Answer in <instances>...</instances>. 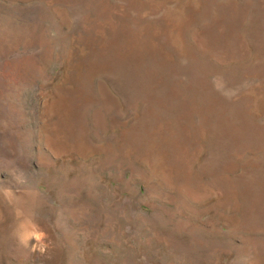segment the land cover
Segmentation results:
<instances>
[{
	"label": "rangeland",
	"instance_id": "rangeland-1",
	"mask_svg": "<svg viewBox=\"0 0 264 264\" xmlns=\"http://www.w3.org/2000/svg\"><path fill=\"white\" fill-rule=\"evenodd\" d=\"M0 264H264V0H0Z\"/></svg>",
	"mask_w": 264,
	"mask_h": 264
},
{
	"label": "clouds",
	"instance_id": "clouds-1",
	"mask_svg": "<svg viewBox=\"0 0 264 264\" xmlns=\"http://www.w3.org/2000/svg\"><path fill=\"white\" fill-rule=\"evenodd\" d=\"M35 227V226H33ZM29 235L31 237H33L37 242H38V245L40 246V250L43 251L44 250V245L42 243L43 241V237H44V233L40 232V231H32L29 233Z\"/></svg>",
	"mask_w": 264,
	"mask_h": 264
}]
</instances>
